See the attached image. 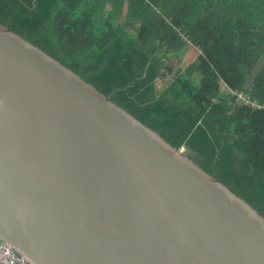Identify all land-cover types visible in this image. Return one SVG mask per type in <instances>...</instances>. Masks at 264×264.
Here are the masks:
<instances>
[{"label":"water","instance_id":"95a60500","mask_svg":"<svg viewBox=\"0 0 264 264\" xmlns=\"http://www.w3.org/2000/svg\"><path fill=\"white\" fill-rule=\"evenodd\" d=\"M0 24V241L27 264H264V216Z\"/></svg>","mask_w":264,"mask_h":264},{"label":"trees","instance_id":"16d2710c","mask_svg":"<svg viewBox=\"0 0 264 264\" xmlns=\"http://www.w3.org/2000/svg\"><path fill=\"white\" fill-rule=\"evenodd\" d=\"M0 24L186 146L264 216V110L230 93L264 105V0H0ZM189 44L197 60L158 90Z\"/></svg>","mask_w":264,"mask_h":264},{"label":"rangeland","instance_id":"374dc122","mask_svg":"<svg viewBox=\"0 0 264 264\" xmlns=\"http://www.w3.org/2000/svg\"><path fill=\"white\" fill-rule=\"evenodd\" d=\"M199 56V50L193 45L184 49L179 55L173 56L168 65L170 69H166L164 75L157 80V89H165L173 80L175 74L180 70L187 67L188 64L197 60ZM224 91H227L226 89Z\"/></svg>","mask_w":264,"mask_h":264},{"label":"built area","instance_id":"2783aa9c","mask_svg":"<svg viewBox=\"0 0 264 264\" xmlns=\"http://www.w3.org/2000/svg\"><path fill=\"white\" fill-rule=\"evenodd\" d=\"M237 96L238 102L253 109L264 110V105L252 100L243 92L230 91ZM0 264H27L18 253H16L7 243L0 241Z\"/></svg>","mask_w":264,"mask_h":264},{"label":"crops","instance_id":"0c3cea01","mask_svg":"<svg viewBox=\"0 0 264 264\" xmlns=\"http://www.w3.org/2000/svg\"><path fill=\"white\" fill-rule=\"evenodd\" d=\"M263 61H264V57H263L261 63H263ZM259 68H260V66H258L256 70H258Z\"/></svg>","mask_w":264,"mask_h":264}]
</instances>
